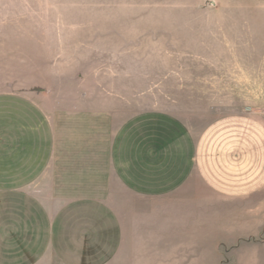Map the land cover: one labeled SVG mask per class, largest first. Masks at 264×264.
<instances>
[{
  "label": "crops",
  "instance_id": "1",
  "mask_svg": "<svg viewBox=\"0 0 264 264\" xmlns=\"http://www.w3.org/2000/svg\"><path fill=\"white\" fill-rule=\"evenodd\" d=\"M121 117L0 94V264L204 262L206 245L251 235L247 201L264 191L260 115L202 129L161 112Z\"/></svg>",
  "mask_w": 264,
  "mask_h": 264
},
{
  "label": "rangeland",
  "instance_id": "2",
  "mask_svg": "<svg viewBox=\"0 0 264 264\" xmlns=\"http://www.w3.org/2000/svg\"><path fill=\"white\" fill-rule=\"evenodd\" d=\"M261 86L264 0H0V94L48 111L106 105L202 129L238 111L264 119ZM247 202L242 243L171 264H264V191Z\"/></svg>",
  "mask_w": 264,
  "mask_h": 264
}]
</instances>
